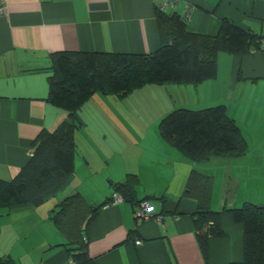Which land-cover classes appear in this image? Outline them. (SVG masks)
<instances>
[{"label": "crops", "instance_id": "crops-1", "mask_svg": "<svg viewBox=\"0 0 264 264\" xmlns=\"http://www.w3.org/2000/svg\"><path fill=\"white\" fill-rule=\"evenodd\" d=\"M161 1L164 0L7 2L0 13V179H11L31 155V143L39 132L54 130L66 116L61 108L47 101L51 54L58 51L152 53L159 47L155 7ZM174 10L180 15L187 13L190 31L214 35L221 19L228 18L264 35V0H179ZM233 57L226 100L210 105L225 104L227 115L236 124L241 122L251 127L249 132H259L257 134L263 138L264 50ZM225 59L223 55L217 56L214 78L193 84L191 89L195 90L197 98L201 91L209 93L220 83V74L227 68L222 64ZM159 89L145 85L128 96L151 106L146 125L139 126L143 128L138 134L140 139L131 135L130 128L112 121L111 106L118 103L115 96L95 93L76 113L80 126L74 134V173L67 187L73 181L78 184L71 192H79L88 204H94L111 194V183L133 173L139 181L138 199L164 196L166 211L177 212L175 218L173 214L163 215L161 219L142 218L123 201L101 208L87 232L88 254L95 259V264H167L170 261L204 264L191 217L196 203L183 195L192 169L212 177L211 209H219L224 204L238 207L244 202L264 206V174L256 173L258 166L264 173V148H257L259 154L253 158H247L253 153L247 147L241 157L213 158L203 164L187 160L158 134V119L176 107H172L167 98L158 96ZM171 90L178 95V89ZM153 104L161 106L158 114ZM95 115L101 117L99 122L106 124L98 125ZM103 128L109 130L104 132ZM88 129L94 130L92 137ZM109 133H116L118 139L107 140ZM120 136L122 143H118ZM249 138L244 136L246 142ZM131 147L137 152H130ZM75 167L85 175L80 176L82 173L75 172ZM229 188L231 193L228 194ZM42 212H45V204L37 208L19 205L0 215V255L12 257L19 264H63L66 261L60 246L35 257L33 248L24 245L30 235L41 236L42 242L45 240L44 232L49 226L40 225L46 222H40L41 217L47 218V213ZM220 223L225 236L209 240L208 264L240 261L241 226L228 214L221 216ZM53 240L50 247L62 241L61 238Z\"/></svg>", "mask_w": 264, "mask_h": 264}, {"label": "trees", "instance_id": "trees-1", "mask_svg": "<svg viewBox=\"0 0 264 264\" xmlns=\"http://www.w3.org/2000/svg\"><path fill=\"white\" fill-rule=\"evenodd\" d=\"M174 4L164 11L158 10V4L155 7L159 47L152 53L51 54L47 101L61 108L66 116L54 130L39 132L31 143V155L11 179H0V215L14 206L40 207L69 185L76 155L74 134L80 126L76 113L93 94L124 97L145 85H197L216 76L219 52L243 56L264 50L263 34L228 18L221 19L214 35L188 30L187 13H176ZM157 131L163 141L196 164L213 158L240 157L247 150L244 137L222 104L198 110L176 108L159 120ZM138 183L137 176L128 173L122 181L110 184L109 196L94 204H88L79 192L73 191L48 210V218L65 240L57 245L64 250L63 264H95L87 249L88 228L98 211L112 203L126 202L135 213L142 209L143 203L150 204L153 209L147 217L161 219L167 214L176 217V211L167 212L164 208V196L138 199ZM211 187L210 175L192 169L183 194L196 203L191 217L204 264H208L209 240L225 236L220 223L224 214L242 228V258L226 264H264V206L244 202L238 207L224 204L211 209ZM114 197L121 201H115ZM0 264L19 263L0 255Z\"/></svg>", "mask_w": 264, "mask_h": 264}, {"label": "rangeland", "instance_id": "rangeland-1", "mask_svg": "<svg viewBox=\"0 0 264 264\" xmlns=\"http://www.w3.org/2000/svg\"><path fill=\"white\" fill-rule=\"evenodd\" d=\"M161 2H163V1H161ZM219 54L226 57L225 60H222V64H223V66H225L227 68L225 69V71H222L220 74V78H219L220 83L217 86H214L210 90L209 93L208 92L203 93L201 91L198 95V98H197L196 95L194 94L195 90L191 89V88H194L193 84L155 85L156 87L160 88L158 91V96H160V98H162V99L167 98L168 101L171 103L172 107L174 105H176L175 108L171 109L168 112H165V114L160 116L161 118L165 117L168 113H170L172 110H174L176 108L181 107V108H186V109H190V110H198V109H203V108H207V107H211L214 105L221 104V103H217V104L210 105V103H216V101H218V100H221V99L226 100V91H227L229 81H230V79L228 77V72L230 71L229 67H230L234 57L232 54H228L225 52H219L218 55ZM219 62L221 63V58L219 59ZM217 66H218V64H217ZM171 88L178 89L177 90L178 95H174L173 94L174 92L171 90ZM184 88H186V89H184ZM134 91H138V89H136ZM151 92L154 93V91H151ZM185 93L188 95L184 96ZM132 94L134 95V93H132ZM171 94H173L174 96H171ZM107 95H110L111 96L110 98H112V96H115V95H111V94H107ZM128 96H129V94L127 96H124V97H118V96L114 97L117 99L118 103L116 105L111 106V112H110L111 119H112V121L116 120L119 123L123 124L124 128H127V127H128L127 129L130 128L129 131H131L133 133L131 135L132 136L135 135L138 139H140V135H138V134H140V132L143 131V128H140L139 126H145L146 125L147 121H145V119H146L147 115L148 116L151 115V113L148 114V112L151 111V106H146L145 102L139 101L136 98L129 99L130 97H128ZM209 98H212V99H209ZM222 105H225V104H222ZM153 106H154L153 109H155V111L158 114L159 113L158 108L161 106L157 107L155 104H153ZM95 116H96L95 121L98 122V125L103 126L106 124L105 122L104 123L99 122V120H101V117H99L97 115H95ZM161 118L158 119L157 124ZM149 119H151V118L149 117ZM238 119H239V117H238ZM234 123H235V121H234ZM235 125L238 127L242 136L244 135L245 138L250 137L248 139V142H246V144H247V147H249L251 149V151H253V153H252V155L247 156V158H253V156L255 154H259L258 150H256V149L259 147L264 148V139H263L264 137L261 138V136H259L257 134L259 132H257V133L256 132H249L248 129H250L251 127L245 126L241 122H238V124L235 123ZM102 130L104 132H107L109 129L103 128ZM87 131L91 134V137H92L94 130L88 129ZM258 131H260V130H258ZM106 135L108 137L107 140H109L110 137L113 139H118L116 133H109ZM91 137H90V139H91ZM122 142H123V140L120 136L118 143H122ZM125 142H126V140H125ZM97 147H99V146L97 145ZM128 150L130 152H133V151L137 152V149L135 147H131ZM125 151H126V149H125ZM126 153L127 152H125L124 154H126ZM133 157H131V159H133ZM77 161H78V159H77ZM75 172L82 173L80 176L85 175L82 172V170L78 171V167H75ZM256 173H258L259 176L264 174L263 171L260 169V166L257 167ZM77 184H78V182L76 183V181H73V183L70 185V187H67L68 189L58 192L55 197H53L50 201H47L45 203V212H42V214L45 215V213L48 212V211H46V208L54 209V203L61 200L64 196L70 194L74 185H77ZM85 184H87V183H85ZM87 188H89V185H87ZM85 192L88 193L89 191L86 190ZM228 193H231L230 188L228 189ZM53 200H55V202ZM142 205H143L142 206V208H143V207H145V205L148 206L150 204H144L143 203ZM38 218L39 217L34 218V219H38ZM44 220L46 222L41 223L40 225L44 226V227L49 226V229L44 232L45 240H43V242H42L41 236L30 235L29 238L25 239L26 242L24 243L26 248H33V252H35V257H39L40 255H43L44 253L47 254L49 251H51L50 248H53V249L57 248L58 243L55 244L56 245L55 247H50L51 245H53V242H54L53 239L54 238H61V240H62L61 243H64V241H65L63 236L57 231L56 227H54V225L52 224V222L48 218V216L45 219H43L41 217L40 222H43ZM20 226H21V223H20ZM36 231L37 230H33V232H36ZM60 247H61V245H60ZM40 250H43V251L41 252ZM38 251H39V253H38ZM32 255H33V253H31V256Z\"/></svg>", "mask_w": 264, "mask_h": 264}, {"label": "built area", "instance_id": "built-area-1", "mask_svg": "<svg viewBox=\"0 0 264 264\" xmlns=\"http://www.w3.org/2000/svg\"><path fill=\"white\" fill-rule=\"evenodd\" d=\"M9 0H0V13L3 12L4 10V7L5 5L7 4ZM177 3V0H164L163 2L159 3L158 4V10L160 11H164L166 10L168 7H172L174 6L175 4L174 3ZM187 17L189 18V16L187 15ZM187 18V19H188ZM115 201H121V199L119 197H114ZM143 206V205H142ZM141 206V208H142ZM153 207L151 205H148L145 207H143L138 213H136V215L138 217H143V218H146V214L149 212V211H152Z\"/></svg>", "mask_w": 264, "mask_h": 264}]
</instances>
